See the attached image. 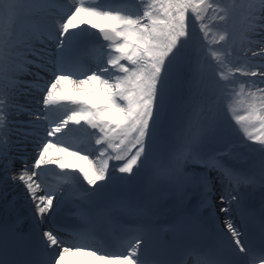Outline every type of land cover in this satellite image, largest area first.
<instances>
[{"label": "snow or ice", "instance_id": "obj_1", "mask_svg": "<svg viewBox=\"0 0 264 264\" xmlns=\"http://www.w3.org/2000/svg\"><path fill=\"white\" fill-rule=\"evenodd\" d=\"M0 264H264V0H0Z\"/></svg>", "mask_w": 264, "mask_h": 264}, {"label": "bare ground", "instance_id": "obj_2", "mask_svg": "<svg viewBox=\"0 0 264 264\" xmlns=\"http://www.w3.org/2000/svg\"><path fill=\"white\" fill-rule=\"evenodd\" d=\"M255 146L258 147L257 145H255ZM65 214H67V213H64V215L62 217H60L63 221H64ZM52 224L54 227L57 226L56 221H54V223H52Z\"/></svg>", "mask_w": 264, "mask_h": 264}, {"label": "rangeland", "instance_id": "obj_3", "mask_svg": "<svg viewBox=\"0 0 264 264\" xmlns=\"http://www.w3.org/2000/svg\"><path fill=\"white\" fill-rule=\"evenodd\" d=\"M254 147H256V146L254 145Z\"/></svg>", "mask_w": 264, "mask_h": 264}]
</instances>
